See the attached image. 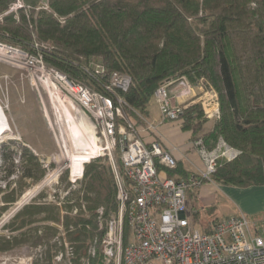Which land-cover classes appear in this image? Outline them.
<instances>
[{"label":"trees","instance_id":"1","mask_svg":"<svg viewBox=\"0 0 264 264\" xmlns=\"http://www.w3.org/2000/svg\"><path fill=\"white\" fill-rule=\"evenodd\" d=\"M16 1L0 0V41L41 52L49 65L102 93H108L112 73L130 76L128 90L118 93L126 102V119L137 125L144 126L139 115L149 114L156 89L166 82L172 88L186 77L194 86L216 89L221 112L212 127L204 129L198 102L185 108L181 127L210 149L222 137L240 151L219 164L212 181L264 186V0H48L47 7L40 6L42 0H22L24 7L5 14ZM20 158L18 165L10 159L3 178V210L46 172L27 145ZM159 170L176 179L189 176L179 161L176 168ZM47 195L42 190L15 213L8 232L0 235V251L43 245L48 249L35 264H52V243L60 238L62 247H70L73 264L85 259L112 264L102 250L105 223L120 203L110 158L86 164L79 191L56 201ZM216 223L203 231L211 232Z\"/></svg>","mask_w":264,"mask_h":264},{"label":"built area","instance_id":"2","mask_svg":"<svg viewBox=\"0 0 264 264\" xmlns=\"http://www.w3.org/2000/svg\"><path fill=\"white\" fill-rule=\"evenodd\" d=\"M24 7L17 0L5 13ZM3 15H0V20ZM40 49L38 43L35 44ZM0 56L31 67L54 98L61 97L76 105L90 121L99 150L83 159L80 174H74L73 159L68 167L71 180L81 179L85 165L108 155L118 186L119 211L106 223L102 250L112 264H264V226L244 214L218 220L211 232L195 227L188 208V192L212 181L219 164L236 158L240 151L222 137L208 148L202 139L193 141L204 169L189 173L186 178L165 176L160 166L176 168L177 159L159 138L151 142L144 134L155 133L166 121H177L184 114L185 98L195 92L186 77L170 88L172 82L159 86L154 98L160 117L151 120L139 115L144 126L125 117V101L118 93L130 87L131 77L114 72L106 86L108 93L92 90L84 83L49 65L41 52L33 53L19 46L0 41ZM101 72L105 69L97 66ZM201 86V85H200ZM204 95V97H206ZM211 116L220 117L217 99L208 101ZM177 101V102H176ZM179 101V102H178ZM208 103V104H206ZM65 145V142H64ZM117 150L122 168L116 166L113 151ZM130 183L127 188L126 183Z\"/></svg>","mask_w":264,"mask_h":264},{"label":"rangeland","instance_id":"3","mask_svg":"<svg viewBox=\"0 0 264 264\" xmlns=\"http://www.w3.org/2000/svg\"><path fill=\"white\" fill-rule=\"evenodd\" d=\"M195 92L197 102L200 103L206 118L204 129L211 128L217 117L211 116L210 105H206L205 108L203 99L209 97L207 100L212 102L216 98L220 108L219 93L213 87L204 85L196 86ZM149 109L155 114L159 113L154 100ZM182 118L179 120L182 121ZM90 133L95 140L90 137ZM25 145L39 156L46 170L45 175L40 182L28 188L17 202L3 210L2 196L7 184V180L3 178L11 167L9 166L11 158L14 164H19L21 151ZM86 149L90 152L87 153ZM98 150L95 131L88 118L85 119L76 105L68 103L61 97L51 96L47 87L40 81V75L31 67L0 56V235L8 232L6 226L18 208L29 203L42 190L46 189L47 199L53 201L57 198L63 200L72 190L79 191L81 179L71 180L68 160L72 156L74 174H77L76 164L79 163L81 172L83 159ZM113 156L116 166L121 169V159L117 150L113 151ZM5 158H8V161H5ZM19 172L16 171L9 179L16 178ZM69 181L72 183L68 186ZM226 188L228 187L209 181L188 192L191 202L189 204L188 199L189 213L196 228L203 230L204 225L209 222L226 219L236 213L235 199L228 194ZM201 190L203 192L200 194ZM196 215L198 221L195 219ZM257 216L254 215L256 220L252 219V216L248 217L258 222V225L264 226V212ZM62 243L63 240L60 238L53 241L51 263L73 264L68 243L65 247H62ZM47 249V246L42 245L36 248L20 246L5 252L0 251V264H35L44 258ZM90 253L93 255L95 249L91 248ZM82 264L90 263L85 259Z\"/></svg>","mask_w":264,"mask_h":264},{"label":"crops","instance_id":"4","mask_svg":"<svg viewBox=\"0 0 264 264\" xmlns=\"http://www.w3.org/2000/svg\"><path fill=\"white\" fill-rule=\"evenodd\" d=\"M172 91V93L175 92L174 89ZM196 95V92H194V94L185 98L181 103H186L188 106L191 103L197 102ZM153 100L156 102L155 98H153ZM158 111L159 113L155 114L149 109L147 117L151 120L159 119V106ZM177 127H179V129ZM144 137L147 142L153 141L156 137L159 138L163 143V146L172 151V154L177 161L182 162L184 168L189 173H196L204 169V162L197 149L194 147L193 140L191 139L192 132L183 130L180 120L166 121L158 127L155 133L147 132L144 134ZM224 186L228 187L226 188V191L235 199L236 213L234 215L244 214L249 217L252 216V219H254L258 217L257 214L264 212V186H251L247 188L230 185ZM202 192L203 190H201L200 194ZM190 203L189 199V204ZM254 215H256V217H254Z\"/></svg>","mask_w":264,"mask_h":264},{"label":"water","instance_id":"5","mask_svg":"<svg viewBox=\"0 0 264 264\" xmlns=\"http://www.w3.org/2000/svg\"><path fill=\"white\" fill-rule=\"evenodd\" d=\"M47 4H48V0H42L40 6L41 7H47ZM75 171H76V173H79L80 172V165H79V163L76 164V170ZM22 206H20V207H22ZM20 207L18 209H20Z\"/></svg>","mask_w":264,"mask_h":264},{"label":"bare ground","instance_id":"6","mask_svg":"<svg viewBox=\"0 0 264 264\" xmlns=\"http://www.w3.org/2000/svg\"><path fill=\"white\" fill-rule=\"evenodd\" d=\"M87 132H88V131H86V133H87ZM90 132H91V131H90ZM90 137L93 138V139L95 140V137L92 135V133H90ZM64 140H65V139H64ZM85 140H86V139H85ZM86 152L89 153L90 150H89V149H86Z\"/></svg>","mask_w":264,"mask_h":264}]
</instances>
